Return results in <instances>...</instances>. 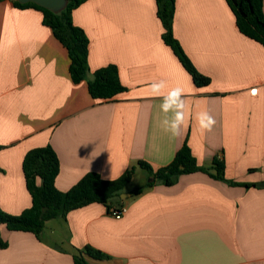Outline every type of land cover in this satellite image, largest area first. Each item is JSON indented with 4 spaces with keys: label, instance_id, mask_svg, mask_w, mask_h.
I'll list each match as a JSON object with an SVG mask.
<instances>
[{
    "label": "crops",
    "instance_id": "0c3cea01",
    "mask_svg": "<svg viewBox=\"0 0 264 264\" xmlns=\"http://www.w3.org/2000/svg\"><path fill=\"white\" fill-rule=\"evenodd\" d=\"M157 12L156 0H88L73 12L90 41V77L115 65L127 89L103 101L72 81L68 51L41 12L0 3L1 210L19 216L32 207L23 160L47 145L60 161L61 192L89 173L116 180L138 162L157 171L185 143L200 166L217 159L226 179L264 183V46L240 33L227 0H176L174 36L211 80L197 87L165 44ZM160 80L184 90L186 124L176 138L163 131L161 98L150 91ZM201 112L215 120L210 131L198 126ZM138 174L145 187L150 177L137 168L133 182ZM130 192L120 219L95 203L49 221L40 239L2 227L0 264H74L86 247L109 256L88 264H264V188L198 172Z\"/></svg>",
    "mask_w": 264,
    "mask_h": 264
},
{
    "label": "trees",
    "instance_id": "16d2710c",
    "mask_svg": "<svg viewBox=\"0 0 264 264\" xmlns=\"http://www.w3.org/2000/svg\"><path fill=\"white\" fill-rule=\"evenodd\" d=\"M4 1L7 0H0V3ZM87 1L68 0L67 8L59 14L34 3L20 4L16 1L12 3L18 9H35L41 12L43 24L52 30L54 37L68 51L72 81L75 84L86 82L93 99L111 101L127 91L121 83L118 68L115 65H109L96 70L90 77V41L84 30L73 22V12ZM227 2L235 15L240 33L264 46V0H227ZM156 4L158 18L164 28L165 44L172 49L197 87L208 86L211 83L210 78L196 70L174 36L176 0H156ZM137 168L145 170L154 181L148 182L145 187L131 191L133 197H139L146 189L157 184L173 186L181 176L198 172L233 187L264 188V183L243 184L226 179L223 161L216 159L209 167L200 166L188 144L185 143L172 163L157 171L145 162H138L116 180H104L97 173H89L71 190L61 192L55 185L60 172V161L54 149L47 145L30 150L23 160V172L27 190L32 197V207L19 216L10 215L0 209V249L8 247V243L1 237L2 227H6L9 231L32 233L40 239L49 221L65 219L72 211L95 203L105 205L109 211L122 208L121 196L132 182ZM86 257L96 260L109 259V256L101 251L86 247L83 252L74 255V264H88Z\"/></svg>",
    "mask_w": 264,
    "mask_h": 264
},
{
    "label": "clouds",
    "instance_id": "9594fccd",
    "mask_svg": "<svg viewBox=\"0 0 264 264\" xmlns=\"http://www.w3.org/2000/svg\"><path fill=\"white\" fill-rule=\"evenodd\" d=\"M167 88L163 80L154 81L150 85V91L154 96L161 98L160 109L164 114L161 121L163 131L170 134L172 138L181 135L186 124L184 90L182 87ZM198 126L202 131H210L215 124V120L207 112L197 115Z\"/></svg>",
    "mask_w": 264,
    "mask_h": 264
},
{
    "label": "water",
    "instance_id": "95a60500",
    "mask_svg": "<svg viewBox=\"0 0 264 264\" xmlns=\"http://www.w3.org/2000/svg\"><path fill=\"white\" fill-rule=\"evenodd\" d=\"M16 1L20 4H27V3H34L42 8H45L55 14H59L64 11L68 6V0H12ZM154 179L152 178L150 182H153ZM129 196V194H125Z\"/></svg>",
    "mask_w": 264,
    "mask_h": 264
},
{
    "label": "rangeland",
    "instance_id": "374dc122",
    "mask_svg": "<svg viewBox=\"0 0 264 264\" xmlns=\"http://www.w3.org/2000/svg\"><path fill=\"white\" fill-rule=\"evenodd\" d=\"M152 178L148 179L147 181H150ZM142 184V177L140 174H138L133 182H132L127 186L126 188V192H130L138 187H140V185Z\"/></svg>",
    "mask_w": 264,
    "mask_h": 264
},
{
    "label": "built area",
    "instance_id": "2783aa9c",
    "mask_svg": "<svg viewBox=\"0 0 264 264\" xmlns=\"http://www.w3.org/2000/svg\"><path fill=\"white\" fill-rule=\"evenodd\" d=\"M126 212V209L125 208H122V209H117V208H114L110 211V214L116 218V219H120L122 217V215Z\"/></svg>",
    "mask_w": 264,
    "mask_h": 264
}]
</instances>
